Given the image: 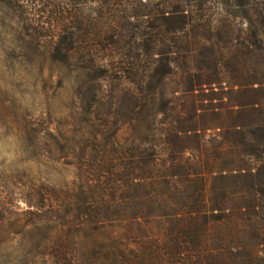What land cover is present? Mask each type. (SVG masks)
<instances>
[{"label":"trees","instance_id":"trees-1","mask_svg":"<svg viewBox=\"0 0 264 264\" xmlns=\"http://www.w3.org/2000/svg\"><path fill=\"white\" fill-rule=\"evenodd\" d=\"M238 2L252 9L243 37L180 3L148 8L136 50L173 53L180 39L194 46V66L178 76L180 98L167 100L162 84L175 75H139L150 55H120L134 89L117 115L127 101L153 110L157 98L163 111L144 139L129 142L108 123L89 137L85 191L48 208L58 263L264 264V0Z\"/></svg>","mask_w":264,"mask_h":264},{"label":"rangeland","instance_id":"rangeland-1","mask_svg":"<svg viewBox=\"0 0 264 264\" xmlns=\"http://www.w3.org/2000/svg\"><path fill=\"white\" fill-rule=\"evenodd\" d=\"M177 3L204 23L224 22L234 35L243 37L249 27L252 9L238 0H0V264H61L53 248L57 231L45 227L48 208L85 191L89 137L106 123L129 142L149 136L165 101L157 98L145 111L127 101L117 115V99H130L134 89L133 75L118 72L120 55H150L149 73L147 65L139 75H175L162 89L167 100L180 98L176 83L194 66V46L179 39L173 53L136 50L149 27L148 8ZM170 61L177 67L171 74ZM82 247L84 260L92 247Z\"/></svg>","mask_w":264,"mask_h":264}]
</instances>
